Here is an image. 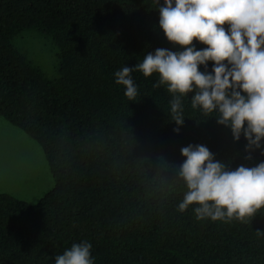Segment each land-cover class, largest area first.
<instances>
[{
  "label": "trees",
  "instance_id": "1",
  "mask_svg": "<svg viewBox=\"0 0 264 264\" xmlns=\"http://www.w3.org/2000/svg\"><path fill=\"white\" fill-rule=\"evenodd\" d=\"M162 6L165 0H0V117L41 146L55 183L36 205L0 194V264H56L85 241L93 264H264V208L245 222L197 219L199 205L178 211L188 191L178 178L183 147L204 145L214 162L236 170L264 162V140L249 150L243 131L237 141L218 123V109H194L195 85L182 97L178 126L173 94L155 87L158 73H131L134 100L115 83L116 71L157 49L184 50L160 27ZM28 30L59 48L56 79L15 47ZM214 66L199 70L214 75Z\"/></svg>",
  "mask_w": 264,
  "mask_h": 264
},
{
  "label": "clouds",
  "instance_id": "2",
  "mask_svg": "<svg viewBox=\"0 0 264 264\" xmlns=\"http://www.w3.org/2000/svg\"><path fill=\"white\" fill-rule=\"evenodd\" d=\"M159 11L160 27L167 39L184 50L174 53L157 49L134 68L125 66L116 71L115 83L125 86V96L134 100L138 86L131 73L140 71L145 77L158 73L160 80L155 87L164 84L173 94L171 112L178 126L184 124L182 97L192 92L195 85L198 90L191 99L194 109L199 107L205 115L218 109V123L230 126L237 141L243 131L249 150L261 147L264 0H175V6L173 0H165ZM225 24L230 25L229 31L223 27ZM194 40L208 47L196 50ZM208 61L215 62L214 75L199 70L200 65L207 67ZM179 130L174 129L177 133ZM181 153L186 160L179 168L178 178L188 191L178 211L199 205L195 208L197 219L235 218L245 222L246 217H253L264 208V162L252 168L241 165L227 170L224 163L214 162L213 154L204 145L183 147ZM91 249L87 241L74 244L56 257V264H93Z\"/></svg>",
  "mask_w": 264,
  "mask_h": 264
},
{
  "label": "rangeland",
  "instance_id": "3",
  "mask_svg": "<svg viewBox=\"0 0 264 264\" xmlns=\"http://www.w3.org/2000/svg\"><path fill=\"white\" fill-rule=\"evenodd\" d=\"M14 45L48 79L59 76L60 50L51 38L28 30ZM54 185L41 146L0 117V194L36 205Z\"/></svg>",
  "mask_w": 264,
  "mask_h": 264
}]
</instances>
